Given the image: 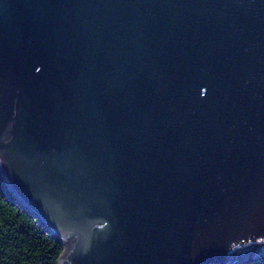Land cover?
<instances>
[{
  "label": "water",
  "instance_id": "95a60500",
  "mask_svg": "<svg viewBox=\"0 0 264 264\" xmlns=\"http://www.w3.org/2000/svg\"><path fill=\"white\" fill-rule=\"evenodd\" d=\"M0 175L58 264L264 256V0H0Z\"/></svg>",
  "mask_w": 264,
  "mask_h": 264
},
{
  "label": "trees",
  "instance_id": "16d2710c",
  "mask_svg": "<svg viewBox=\"0 0 264 264\" xmlns=\"http://www.w3.org/2000/svg\"><path fill=\"white\" fill-rule=\"evenodd\" d=\"M64 246L23 207L0 175V264H58ZM242 264H264V256Z\"/></svg>",
  "mask_w": 264,
  "mask_h": 264
}]
</instances>
